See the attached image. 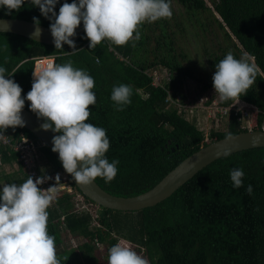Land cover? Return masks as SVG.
I'll list each match as a JSON object with an SVG mask.
<instances>
[{
    "label": "trees",
    "instance_id": "1",
    "mask_svg": "<svg viewBox=\"0 0 264 264\" xmlns=\"http://www.w3.org/2000/svg\"><path fill=\"white\" fill-rule=\"evenodd\" d=\"M63 2L58 0L54 10L58 12ZM174 2L186 11V22L204 31L216 25L227 40L228 48L208 57L211 75L204 82V90H214V64L229 50L257 66L256 80L239 99L256 108L255 130H262L264 0H171L173 15L141 22L138 40L115 45L103 39L93 49H88L87 38H81L84 34L75 42L77 50L72 51L68 45L55 49L23 36L0 33V65L9 72L17 70L11 78L21 86V96L30 90L36 57L54 56L55 63L60 64L71 61L74 68L86 69L93 77L96 103L88 106L86 122L106 129L110 144L105 155L109 161H119L112 181L105 183L99 176L94 180L115 196L142 194L201 147L226 137L228 132L233 135L248 130L231 116L228 131L206 135L194 121L168 108L169 91L173 90L176 97L181 80L192 77L191 71L182 66L183 55L177 54V31H171L173 27L185 30L182 20L174 15ZM34 16L40 25L49 26V19L40 14L38 7L24 5L9 14L0 8V18L33 22ZM160 66L169 70L171 78L164 86L155 87L151 74L162 70ZM120 83L130 85L132 95L131 103L117 111L110 93L112 86ZM29 103L25 101L24 108L32 112ZM21 132L35 138L23 126H8L3 134L16 137ZM207 137L210 142H205ZM42 154L51 172L63 170L47 146L42 148ZM0 161V185L22 183L27 178L18 155L1 138ZM14 164L16 170H5ZM236 167L244 172L243 184L233 188L229 170ZM248 184L252 185L251 195L245 191ZM83 197L96 209L94 214L79 209L75 196L64 191L46 209L47 230L54 237L61 264H102L98 246H104L108 255V248L120 238L129 241L137 253L143 252L150 264H264V148L241 151L213 162L171 197L141 211L110 210ZM64 235L71 241L76 239L77 244L66 242Z\"/></svg>",
    "mask_w": 264,
    "mask_h": 264
},
{
    "label": "clouds",
    "instance_id": "2",
    "mask_svg": "<svg viewBox=\"0 0 264 264\" xmlns=\"http://www.w3.org/2000/svg\"><path fill=\"white\" fill-rule=\"evenodd\" d=\"M58 0H0L6 14L19 11L22 6L38 7L42 16L49 19V30L55 49L62 42L72 51L77 50L75 29L82 22L88 49H93L103 39L123 45L130 39H139L141 22L170 18L171 0H64L58 12ZM33 35H40L39 20L32 17ZM133 33L135 36L133 37ZM66 52V51H65ZM71 52V51H70ZM212 87L220 101L239 99L256 80L257 66L246 58H237L231 50L214 64ZM11 72L0 65V135L8 126H24L21 110L25 101L37 118H43L40 127L51 129V151L58 154L62 168L78 185L87 186L96 177L105 183L113 180L119 161L105 155L109 148L106 129L86 122L89 105H95L92 91L94 79L86 69L74 68L71 61L63 64L48 62L32 71L30 90L21 96L22 88L14 81ZM132 89L125 83L113 85L110 99L119 111L131 103ZM226 139L232 133L225 134ZM227 155V152H225ZM79 162V164H78ZM244 172L236 167L229 170L233 188L243 184ZM47 175H31L22 183L7 182L0 185V264H61L56 255L54 237L47 230L48 208L55 199L58 184L46 189L38 187ZM59 176H56V181ZM245 191L251 195L252 185ZM107 264H149L133 248L120 242L108 248Z\"/></svg>",
    "mask_w": 264,
    "mask_h": 264
},
{
    "label": "water",
    "instance_id": "3",
    "mask_svg": "<svg viewBox=\"0 0 264 264\" xmlns=\"http://www.w3.org/2000/svg\"><path fill=\"white\" fill-rule=\"evenodd\" d=\"M38 26L40 35L34 36L35 25L33 22L15 18H0V33L16 34L38 43L54 46L49 27L40 24ZM75 32L76 35L70 38L76 42L84 34L82 22L77 26ZM64 45L67 44L62 42V46ZM21 116L25 122L23 127L43 141L51 150V138L59 133H54L51 129H42L40 125L43 123V119L37 118L34 113L24 107L21 110ZM256 148H264V130H247L233 134L232 138L229 139L224 137L212 141L185 158L153 188L142 194L130 197L112 195L105 191L95 180L87 186L78 185L71 177V174H67L76 188L96 205L115 211L137 212L156 206L168 199L198 172L213 162L234 153ZM225 152H227V155H225ZM53 154L58 159V154L56 152H53Z\"/></svg>",
    "mask_w": 264,
    "mask_h": 264
},
{
    "label": "rangeland",
    "instance_id": "4",
    "mask_svg": "<svg viewBox=\"0 0 264 264\" xmlns=\"http://www.w3.org/2000/svg\"><path fill=\"white\" fill-rule=\"evenodd\" d=\"M208 6H212L209 2H207ZM174 15L182 20L185 30L180 28H172L171 31H177L176 42H177V54L183 55L182 66L184 70H190L192 77L185 76L181 83L179 84L177 97H181V101L178 102L177 99H174L176 103H170V107L168 108H176L178 110L183 109V105L191 104V105H205L206 102L210 99V97H214L216 101H219L218 96L215 94L214 90H204V82L209 80L211 75V70L208 67V57L213 55H219L222 53L221 49L228 48L227 40L224 38V35L221 30L218 29L216 25H213L212 29L210 28L208 31H204L201 28L193 26L190 21H185V10L182 8L177 2L173 4ZM204 18V17H203ZM194 21V20H193ZM173 23V20H172ZM209 54V55H208ZM180 59V58H179ZM159 69L161 74L164 77V83L169 82L171 75L168 69L162 68L160 66ZM162 78V77H161ZM173 93V90H172ZM203 98V100H201ZM243 107L244 110H248V120H250V124H247V120L243 121V128L248 130H255L257 123V111L254 108ZM206 110V109H205ZM203 112V111H202ZM206 112V111H204ZM194 117L198 118L197 126L205 132L206 135L210 134L211 131H221L225 132L229 129V120L225 119H211L208 117L207 113H199L194 115ZM254 117V118H253ZM186 119L189 120L188 117ZM252 119L254 122H252ZM264 128V124L262 129ZM1 136V135H0ZM210 142V140H208ZM43 163V160H42ZM44 164V163H43ZM6 170H12V167L6 166ZM14 170V169H13ZM43 174H47L48 176L51 174L50 168H43ZM58 193H55V196ZM116 236V235H115ZM65 241H69L70 237L64 235ZM73 238V237H72ZM70 240V244H77L76 239ZM119 242L124 246L132 247L130 242L120 238ZM97 256L99 257L102 264H107V253L104 246H98Z\"/></svg>",
    "mask_w": 264,
    "mask_h": 264
},
{
    "label": "built area",
    "instance_id": "5",
    "mask_svg": "<svg viewBox=\"0 0 264 264\" xmlns=\"http://www.w3.org/2000/svg\"><path fill=\"white\" fill-rule=\"evenodd\" d=\"M34 60H35V68L47 64L48 62L55 63L54 56H40V57H36ZM151 76L153 78V82H152L153 86L155 87L164 86V77L160 71L158 70L153 71ZM174 99H177L178 102L181 101L180 96L174 97L172 91H169L168 98L166 99V103L168 107H170V103H176ZM201 100H203V98H201ZM224 102H228V103L223 104ZM247 105H249V108L251 106V108L256 109L255 107L244 102L241 99L237 100L235 98H232L222 102L220 100L216 101V99L212 96L206 102L205 105L199 104L195 106L191 104H186L183 105L182 107L183 109L180 110L176 108L175 109L180 114H183L185 115V117H188L190 121H194L196 124L199 122H198V118L194 117V115H197L199 113H207L208 117L211 119H217V118L224 119V118H230L231 116H235L238 118L239 121L242 122V124L244 120H247L246 123L250 124L249 120L247 119L249 116L248 110H244L243 108V107H248ZM262 130H264V128ZM0 138L3 144L10 146L13 149V151L18 155V161L22 163L23 170L27 176L31 175L35 180L37 176L47 175V174H43V170H42L43 168H45V165L42 163V159H43L42 148L46 146V144L43 141H41L37 137L35 138L29 137L25 135L23 132L19 133L16 137L3 134L0 136ZM208 140L209 139L207 137L205 142H208ZM0 166H1V161H0ZM57 175L59 176L58 181H56ZM48 177L49 179L45 180L41 185H39L40 188L46 189L50 185H54L55 183H57L58 190L55 193L64 191L68 194H71L75 196L76 206L79 209L89 211L90 213L93 214L95 213L96 209L93 207L91 203H87L83 195H81L75 189L71 178L64 170H59L55 173L51 172V174ZM130 245L132 244L130 243ZM132 247L135 250V247L133 245ZM138 254L144 257L143 252H140Z\"/></svg>",
    "mask_w": 264,
    "mask_h": 264
},
{
    "label": "crops",
    "instance_id": "6",
    "mask_svg": "<svg viewBox=\"0 0 264 264\" xmlns=\"http://www.w3.org/2000/svg\"><path fill=\"white\" fill-rule=\"evenodd\" d=\"M224 119L227 120V121L229 120V118H224ZM249 122H250V120H249ZM249 122H248V123H249ZM43 163H44V162H43ZM10 168H11V167H10ZM13 169H14V170L17 169V165H16V164L13 165L12 170H10V171H14ZM5 170H6V169H5ZM6 171H7V170H6ZM10 171H7V172H10ZM2 184H3V183H2Z\"/></svg>",
    "mask_w": 264,
    "mask_h": 264
}]
</instances>
